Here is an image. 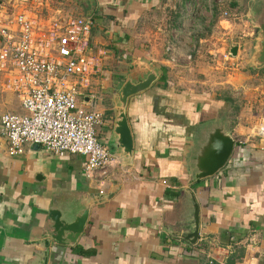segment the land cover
I'll return each mask as SVG.
<instances>
[{"label":"crops","instance_id":"obj_1","mask_svg":"<svg viewBox=\"0 0 264 264\" xmlns=\"http://www.w3.org/2000/svg\"><path fill=\"white\" fill-rule=\"evenodd\" d=\"M47 1L87 17L85 2ZM194 1L97 0L91 16L92 42L107 49L111 58L92 77L80 101L104 115L106 126L100 136L105 141L113 121L111 98L131 63L148 58L167 76L166 82L160 80L130 100L134 166L118 165L107 177L91 178L84 172L86 158L81 155L60 157L28 145L23 156L11 157L0 130V264H30L38 253L36 243L50 226L52 205L96 197L101 191L109 199L93 206L77 246L53 243L49 264H264V141L251 138L253 127L264 119V80L236 72L223 78L212 57L202 54H210L211 42L221 34L246 31L238 44L239 59L244 50L254 51L257 30L246 18L247 0H201L203 14L213 18L211 25L198 20L191 8L185 11ZM246 6V13L240 14V7ZM225 10L239 13L240 21L234 24L223 18ZM189 16L204 24L192 40L188 28L174 34V26L187 25ZM171 45L179 53L176 64L167 53ZM119 53L127 55L125 67L114 60ZM194 72L199 78L191 75ZM6 76L0 68V123L5 113H26L18 95L6 88ZM238 90L244 92V103L240 115H231L237 143L233 156L216 176L192 186L201 208L200 237L192 245L169 232L184 229L190 216L182 190L188 178L183 165L188 132L233 103L224 98L235 97Z\"/></svg>","mask_w":264,"mask_h":264},{"label":"built area","instance_id":"obj_2","mask_svg":"<svg viewBox=\"0 0 264 264\" xmlns=\"http://www.w3.org/2000/svg\"><path fill=\"white\" fill-rule=\"evenodd\" d=\"M64 6L52 7L47 0H0V68L6 70V88L18 95L26 111L5 113L0 130L11 157L38 145L60 157L81 155L86 175L107 177L121 162L100 136L104 115L89 110L80 97L102 71L108 52L92 42L94 18L77 16ZM222 17L234 24L241 19L226 10ZM244 37L246 31L213 39L210 56L217 67L236 71L238 55L231 49L237 46L239 51ZM167 53L178 63L174 46ZM187 59L192 62L193 54ZM251 138L264 141V119L253 127Z\"/></svg>","mask_w":264,"mask_h":264},{"label":"water","instance_id":"obj_3","mask_svg":"<svg viewBox=\"0 0 264 264\" xmlns=\"http://www.w3.org/2000/svg\"><path fill=\"white\" fill-rule=\"evenodd\" d=\"M9 2V0H6ZM80 5L87 3V17L93 16L97 0H75ZM246 18L257 30L254 51L247 60L251 70L264 69V0H247ZM234 56L238 47H232ZM163 70L148 58L133 61L124 80L117 83L116 93L111 98L113 121L106 143L111 153L124 167L135 165V138L128 110L132 97L154 87L163 77ZM231 110L220 112L216 117L201 122L189 129L183 149V165L187 171V184L183 187L190 207L189 220L185 228L171 234L196 245L201 231V208L192 186L212 178L226 168L236 148L231 122ZM113 192V191H112ZM109 199L101 193L96 197H84L74 203L62 202L52 205L48 212L50 226L44 238L36 243L37 255L30 264H49L53 243L75 247L84 234L92 208Z\"/></svg>","mask_w":264,"mask_h":264},{"label":"rangeland","instance_id":"obj_4","mask_svg":"<svg viewBox=\"0 0 264 264\" xmlns=\"http://www.w3.org/2000/svg\"><path fill=\"white\" fill-rule=\"evenodd\" d=\"M201 0H199V2H200ZM198 1H194V3L193 2H191V3H189V6L187 5V6H185L184 7V9H185V11L187 12L188 10L190 11V8H191V12L193 11V13H197V19L198 20H202L203 22H204V24L205 25H211V22H212V20H213V18H211L210 16V18H208L207 16H206V14H203V12H204V10H205V8H203V6H202V4H201V2L199 3ZM212 3V2H211ZM211 3H208V4H211ZM232 3H234V2H232ZM207 4V5H208ZM231 5V4H230ZM208 8V7H207ZM232 8H233V6H232ZM178 9H180V8H178ZM246 9H247V6L246 7H244V8H242L241 9V7H240V14L241 13H243V14H245L246 13ZM174 12H175V10H174ZM214 12V11H213ZM181 15V14H180ZM202 15V17L201 18H203V19H201L199 16H201ZM210 15H211V13H210ZM190 17H192V16H189L188 18H189V21H187L186 23H187V25L184 23V26L183 25H180V26H174V30H175V32H174V34L176 35L177 33H179V32H181V31H183V32H186V29L188 28L189 29V31L191 32H193V34H192V32H191V34H188L187 36H188V38H191V36L193 35V37H194V35L196 34V31H200L201 29H202V26L204 25V24H202L201 22H197V20L196 21H194L192 18H190ZM192 19V20H191ZM180 28V29H179ZM185 28V29H184ZM206 30L208 29V27H206L205 28ZM169 35H170V37H171V32L169 33ZM163 36L165 37V38H169V36H167V35H165V33H163ZM192 37V38H193ZM219 37H221V35L220 36H218V37H216V38H219ZM192 38L191 39H189V40H192ZM195 39V38H194ZM144 41V40H143ZM116 44V43H115ZM116 46V45H115ZM117 46H119L118 44H117ZM116 46V47H117ZM125 47H123V46H120L119 47V49L121 50V49H124ZM105 51L106 52H108V57H109V55H110V57H109V59L111 58V53L109 54V51H107V49H105ZM253 51V49H246V50H244L243 52H242V54H241V56H240V58L237 60L238 61V63H239V67L236 69V71H234V72H236V73H241V74H244V75H247V76H256V75H258L257 77H258V79H260V80H264V70H262V71H255V70H251L250 68H249V66H248V64H247V60L251 57V55H252V52ZM203 54V56H205L206 58H210V54H208V53H202ZM201 55V53H199L198 54V56H200ZM120 56V57H119ZM122 56V57H121ZM127 56V55H126ZM126 56H124L122 53H119L118 54V57H117V55L115 56V58H114V60L115 61H117V63H119V65L120 66H124L125 67V65L126 64H124L126 61L125 60H127L126 58ZM212 62H213V58H212ZM213 64H215V67H216V70H217V72H219V75L221 76V77H223V78H225V77H227V76H231L232 74H234V72H232V74H231V72H226L222 67H217L216 66V63L215 62H213ZM230 74V75H229ZM191 75H193V77L194 78H199V73L198 72H194L193 74H191ZM239 92H238V94L236 95V92H234V96L235 97H231L233 100H234V102L233 103H228V105H226L225 106V108L222 110V111H226V110H231L232 112V117L234 116V117H236V116H238V115H240V113H241V108L243 107V100H242V97H244V95H243V91H241V90H238ZM233 119V118H232ZM262 119H260L259 121H261ZM258 121V122H259ZM257 122V123H258ZM111 129V128H110ZM109 129V130H110Z\"/></svg>","mask_w":264,"mask_h":264},{"label":"trees","instance_id":"obj_5","mask_svg":"<svg viewBox=\"0 0 264 264\" xmlns=\"http://www.w3.org/2000/svg\"><path fill=\"white\" fill-rule=\"evenodd\" d=\"M167 81V76L166 75H164L163 77H162V79H161V81L160 82H166ZM159 82V83H160ZM157 85V84H156ZM156 85L153 87V88H155L156 87ZM151 90V89H150ZM222 98H224V97H222ZM225 100H227V101H231V102H234V100L232 99V98H228V97H225L224 98ZM111 116L113 117V112L111 111Z\"/></svg>","mask_w":264,"mask_h":264},{"label":"flooded vegetation","instance_id":"obj_6","mask_svg":"<svg viewBox=\"0 0 264 264\" xmlns=\"http://www.w3.org/2000/svg\"><path fill=\"white\" fill-rule=\"evenodd\" d=\"M128 67H126L125 69H127Z\"/></svg>","mask_w":264,"mask_h":264}]
</instances>
